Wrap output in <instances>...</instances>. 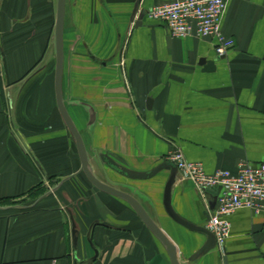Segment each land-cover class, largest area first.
I'll use <instances>...</instances> for the list:
<instances>
[{"label":"crops","instance_id":"obj_1","mask_svg":"<svg viewBox=\"0 0 264 264\" xmlns=\"http://www.w3.org/2000/svg\"><path fill=\"white\" fill-rule=\"evenodd\" d=\"M168 1L66 0L64 105L92 173L143 205L180 264H264V212L234 210L223 247L200 252L208 235L164 207L169 168L133 179L102 157L142 172L176 149L207 173L264 162V0H227L225 56L213 38L175 37L149 17ZM57 5L0 0V264H172L130 202L82 170L57 102ZM208 188L178 172L174 210L205 226L218 195Z\"/></svg>","mask_w":264,"mask_h":264},{"label":"built area","instance_id":"obj_2","mask_svg":"<svg viewBox=\"0 0 264 264\" xmlns=\"http://www.w3.org/2000/svg\"><path fill=\"white\" fill-rule=\"evenodd\" d=\"M227 0H171L150 8V18L165 22L175 37L199 36L215 40L218 56H225L235 46V39L226 35L221 27V17ZM168 161L173 162L179 173L196 183L199 189L217 190V203L206 222L218 246L231 236L227 216L234 210L247 207L264 212V162L240 163L238 170L217 169L207 173L201 162L188 160L181 149L172 151Z\"/></svg>","mask_w":264,"mask_h":264},{"label":"water","instance_id":"obj_3","mask_svg":"<svg viewBox=\"0 0 264 264\" xmlns=\"http://www.w3.org/2000/svg\"><path fill=\"white\" fill-rule=\"evenodd\" d=\"M104 3V0H102ZM65 4L66 0H58L57 5V19H56V28H55V38H56V54H57V63H56V94H57V102L58 107L62 113V116L69 127L70 131L75 137L77 149L81 158L82 163V170L88 177V179L99 189L109 192L111 194H114L116 196L122 197L126 199L130 204L133 206V208L136 210L138 215L141 217V219L144 221V223L148 226V228L161 240V242L165 245L168 255L170 257L172 264H180L177 256V250L176 246L172 241L168 238V236L165 234V232L160 228V226L152 219V217L148 214L146 209L143 207V205L130 193L120 190L102 180H100L98 177H96L89 167V160L88 155L86 151V147L84 144V141L82 139V136L78 129L76 128L73 120L71 119L65 105L63 102L62 97V71H63V29H64V16H65ZM150 10V9H149ZM144 12V11H143ZM149 12V11H148ZM142 15V13H141ZM152 99H148L147 106L150 108ZM103 159L110 165L112 168H114L119 173L126 175L127 177L133 178V179H148L153 176H155L159 171L165 168L170 169V175L169 178L165 184L164 188V197H163V203L164 207L167 211V213L172 217L175 221L179 222L180 224L186 226L187 228L200 231L203 233H206L208 235V240L206 244L203 246L200 252H204L206 250H209L211 247H213L216 243V239L214 234L205 226L192 223L183 217H181L173 208L172 201H171V189L172 185L176 181L178 168L173 162H163L160 163L155 168L149 170V171H135L126 167H123L122 165L118 164L116 161L111 159L108 156H102ZM207 190L212 191L216 193V191L213 188H208ZM214 206V205H213ZM225 264H228L227 257H225Z\"/></svg>","mask_w":264,"mask_h":264},{"label":"rangeland","instance_id":"obj_4","mask_svg":"<svg viewBox=\"0 0 264 264\" xmlns=\"http://www.w3.org/2000/svg\"><path fill=\"white\" fill-rule=\"evenodd\" d=\"M170 153H171V152H170ZM170 153H169V154H170ZM169 154H168V156H169ZM168 156H167V159H166V160H168ZM178 172H179V171H178Z\"/></svg>","mask_w":264,"mask_h":264}]
</instances>
